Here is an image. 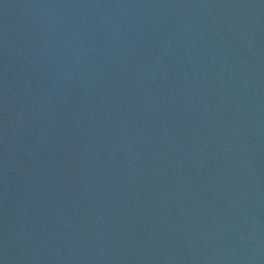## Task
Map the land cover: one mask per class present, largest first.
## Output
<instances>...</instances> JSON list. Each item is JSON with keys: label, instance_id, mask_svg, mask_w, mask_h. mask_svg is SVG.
<instances>
[{"label": "water", "instance_id": "1", "mask_svg": "<svg viewBox=\"0 0 264 264\" xmlns=\"http://www.w3.org/2000/svg\"><path fill=\"white\" fill-rule=\"evenodd\" d=\"M0 264H264V0H0Z\"/></svg>", "mask_w": 264, "mask_h": 264}]
</instances>
